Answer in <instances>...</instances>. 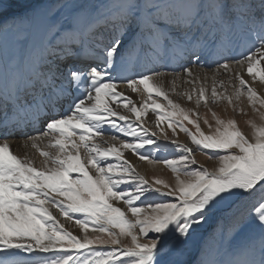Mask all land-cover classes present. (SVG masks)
<instances>
[{
  "label": "snow or ice",
  "instance_id": "6c2138e0",
  "mask_svg": "<svg viewBox=\"0 0 264 264\" xmlns=\"http://www.w3.org/2000/svg\"><path fill=\"white\" fill-rule=\"evenodd\" d=\"M205 66L203 78L194 73ZM245 66L264 87V0H0V264H189L193 245L196 264H264V94ZM181 80L190 91L177 93ZM241 96L259 115L250 134L215 112L214 130L206 118L210 131L201 130L202 102L243 111L233 103ZM149 111L157 127L166 120L190 139L172 141L178 157L163 160L174 185L150 182L124 156L156 158V132L143 123ZM105 126L119 135L105 139ZM17 133L43 157L39 166L12 152ZM203 150L217 160L211 171L195 166Z\"/></svg>",
  "mask_w": 264,
  "mask_h": 264
},
{
  "label": "bare ground",
  "instance_id": "6f19581e",
  "mask_svg": "<svg viewBox=\"0 0 264 264\" xmlns=\"http://www.w3.org/2000/svg\"><path fill=\"white\" fill-rule=\"evenodd\" d=\"M236 50H235L236 52H239L240 48L238 47ZM232 55H235V52H233ZM193 71H194V73H198L200 75V77L203 78L204 72H206L207 69H200L199 70L198 68L194 67ZM244 75H245V78L248 79L250 81V83H252V86L257 88L258 92H260L261 94H264V87H261V82L258 79L255 82H252L251 81V77H249L247 75L246 66H245V70H244ZM218 79L227 81L228 74L221 73L219 75ZM165 84L166 85L168 84V80L167 79L165 81ZM196 86L199 87L200 85L197 84ZM208 86H209V88L211 87V73H209V76H208ZM190 89H191V84H186L182 80L177 82V93H183L185 91H190ZM119 90L124 91L125 90V86L123 84H121L120 87H119ZM228 91H229V93H231V91H232V88L230 86H228ZM177 93L169 92V97L173 101L179 103L182 107H184V106H186L187 108H194L195 107L194 102H190V101L187 102L188 100L186 101V98L183 95H177ZM125 94L128 95L133 101H135L137 103L140 102V96L138 94H136V93H132L130 89L126 90ZM154 99H157V98H154ZM237 102H238V105H239V109H243L245 114L250 115L253 120H255L256 122L259 123V116L258 115H254L255 112L253 111L252 106L249 105L248 101L245 99L244 96H241L239 101H237ZM68 103H69L68 99H65V100H63V101H61L59 103L58 107H59L61 112L68 105ZM160 103L166 104L167 102L164 100L162 102L160 101ZM202 106H204V109H203ZM232 107L233 106L229 105L227 103V101L219 103L218 105H214L213 107H211L210 104L208 106H205L203 104V102H202L201 105L199 106V108L197 109V111L202 112V113H205V112L208 113V112H210L209 109H211L212 112H214V111L218 112L219 111V113L223 115V114L229 113V110ZM263 111H264V109H263ZM127 114L132 116L131 113H127ZM132 118L135 119L134 116H132ZM45 119H47V118H45ZM43 122L44 121L42 120L41 121V126H43ZM143 123H144L145 126H148L153 131H155L157 135L160 134V137H164V133L161 132V129H164L166 131L167 136H168L169 139L170 138H172V139L175 138V139H179V140H181V139L184 140L185 139V137L180 134V131H179L178 128L176 129V134L173 135L172 129H168L167 128L168 121H166V120L160 122L159 123V127H157V125H156V114L152 113L151 111H149L143 117ZM41 126H40V129H39L40 131L43 130V127H41ZM105 130H108V131L113 133V131L108 129L107 126H105ZM250 132H251V128H250L249 134H250ZM32 134L33 133L31 131V129H29L28 135H32ZM114 134H117V133L114 132ZM16 136H18V137L15 138V139H10V147H11L12 152L14 154H16L17 156H19V157L27 156L28 158H30L31 160L34 161L35 166H39L41 161L43 160V157H41L39 155V152L37 151V149L33 148L30 143L29 144L21 143V140L23 138L20 135H18V134H16ZM109 136H111V135H106V136L104 135L105 139H107ZM116 143L119 144V141H116ZM46 144H47V140H45L43 143L40 144V148L44 149V150H47L45 148ZM107 146H109V145H107ZM107 146L105 145V147H107ZM124 156H125L126 159H128L136 167V169L138 170V172L140 174L145 175L146 177H149L150 174H154V173H157V174L160 175L165 170V169H163V166H164L163 163L151 161V160H148V159L140 160L137 156H134L131 152H129L127 150L124 151ZM196 158L201 160V161L199 160L200 163L203 162V160H205V159L202 160L201 159L202 157L200 158V155H196ZM208 163H209V168L211 170H213L217 166V161H215V160H213L211 162L209 161ZM181 178L184 179L185 177L184 178L181 177ZM168 182L171 185H174L175 184V178H173V180L169 179ZM118 204H120V206H121L122 202L118 203ZM124 207H126V206H124ZM59 220H60V223H62L66 229L72 231L74 234L82 233L80 228H79V226L75 224V221H73V220L69 221L65 217H60ZM123 239H124V237H123ZM125 239H126V241L128 240L127 237ZM24 255H27V254H24Z\"/></svg>",
  "mask_w": 264,
  "mask_h": 264
},
{
  "label": "rangeland",
  "instance_id": "374dc122",
  "mask_svg": "<svg viewBox=\"0 0 264 264\" xmlns=\"http://www.w3.org/2000/svg\"><path fill=\"white\" fill-rule=\"evenodd\" d=\"M246 46V45H245ZM238 48V47H237ZM236 48V49H237ZM237 51V50H236ZM235 51V52H236ZM240 51V50H239ZM247 53H245L246 55ZM236 58H239L238 56ZM216 65L213 64L212 65V68H215ZM198 68L199 70L200 69H207V66H205L204 68H200V67H196ZM176 71H180V69L177 68ZM245 99L247 100V97L244 96ZM153 98H157V97H153ZM159 100V102L161 101H164V99L162 97L160 98H157ZM187 101V99H186ZM189 102V101H187ZM224 101H221V102H218V103H215V104H211L210 103V106L213 107L214 105H218L219 103H222ZM237 101L234 100L233 103L236 105H238V102L236 103ZM241 103V102H240ZM203 109H204V106H202ZM259 107V106H258ZM185 109H189L187 108L186 106H184ZM238 108H239V105H238ZM205 111V110H204ZM261 111H263V109H261ZM199 112V111H198ZM217 116H219L220 118L222 119H229V118H233L237 121V124L239 126V128L246 134H249V131H250V123L249 121H252V117L248 114H245L244 111H240V110H235L234 107H232L230 110H229V113H226V114H220L219 111H214ZM249 113V112H248ZM256 113V114H255ZM254 115H258L257 112H255ZM200 116L202 117V119L199 121L200 124H201V130L205 133H208L210 131L209 127L207 125H205L203 123V118H206L210 124L213 125V129L214 130V127H215V120L213 119V116H212V111L210 112H205V113H202V112H199ZM259 116V115H258ZM185 125L193 132V133H196V128L191 125V124H188L187 121L184 122ZM180 131V130H179ZM43 132V130L41 131ZM180 134L183 135L185 137L184 140H179V139H175V138H168L167 141H165L164 137H160V134H156V136L154 137L155 140H157L158 142V146L157 148L155 149L154 151V154H155V159L153 160L152 157H149L148 160H151V161H155V162H160V163H163V160L164 159H174V158H177L178 157V154H179V151L175 148V146L172 144V141H177L178 143H185V144H189L191 146V142H190V139L189 137L187 136L186 133L180 131ZM104 135H118V134H114V132H110L108 130H105L104 132ZM120 139H123L122 136H120ZM107 146V145H106ZM212 154V150H203V151H196L193 153L194 157H195V160L197 161V164L195 166H200V165H203L204 167L208 168L210 171L211 169L209 168V161H217L216 159H209V156ZM196 155H200V158L203 160V162L200 163V159H197L196 158ZM200 160V161H199ZM205 161V162H204ZM112 162H115V161H112ZM205 163V164H204ZM164 164V163H163ZM136 168V167H135ZM163 169L164 172L161 173L160 175L157 174V173H154V174H150L149 177H146L145 175H143L145 177V179L149 180L150 182L151 181H154L156 179H159V180H162L164 181L165 183H168V180L169 179H172L175 178L176 176V173H173V171L167 167L166 164H164L163 166ZM136 171L138 172V170L136 169ZM142 175V174H141ZM181 177H183V175L181 174ZM184 178V177H183ZM261 193L259 191H257L256 193L253 194V196L249 199L248 201V204L245 205V209H247L248 205L249 204H252L253 202H256L259 200V197H260ZM148 200H151V201H157V202H162L160 200V198L158 196H150L147 198ZM117 206H120V204H117ZM123 210V209H122ZM229 210L227 208H225V214H222V218H223V221H224V224L225 226H227V222H228V216L226 215V213L228 212ZM80 214H74V216H79ZM128 215L131 217V213H128ZM73 221H75L73 219ZM219 221V218L218 217H214L209 225L206 226L205 228V234H207V232H211L212 229H214L217 225ZM68 230V229H67ZM70 231V230H69ZM90 235L92 236H96V235H101L102 238L104 239H108V236L106 233L104 234H101V233H96L92 230V227L90 226L89 229H88ZM74 234V233H73ZM83 233H78V234H74V235H82ZM126 237H120V240H121V244L122 245H130L131 241H130V238L127 237V241L125 239ZM238 237H234V239H237ZM146 242V241H144ZM97 250H100V251H108V250H111L109 246H100V245H97ZM197 258H198V253H197V250H196V247L193 245L191 246L190 248V251L188 253V256H187V259L189 261V264H196L197 262ZM121 259H124L123 257H121Z\"/></svg>",
  "mask_w": 264,
  "mask_h": 264
}]
</instances>
